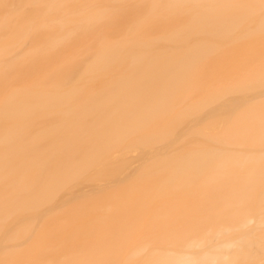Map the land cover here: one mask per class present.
<instances>
[{"label":"bare ground","instance_id":"1","mask_svg":"<svg viewBox=\"0 0 264 264\" xmlns=\"http://www.w3.org/2000/svg\"><path fill=\"white\" fill-rule=\"evenodd\" d=\"M0 264H264V0H0Z\"/></svg>","mask_w":264,"mask_h":264}]
</instances>
